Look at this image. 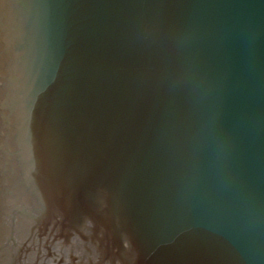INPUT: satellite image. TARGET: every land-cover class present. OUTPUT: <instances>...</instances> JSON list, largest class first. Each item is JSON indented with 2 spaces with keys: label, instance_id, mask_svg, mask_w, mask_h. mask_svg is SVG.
Instances as JSON below:
<instances>
[{
  "label": "water",
  "instance_id": "1",
  "mask_svg": "<svg viewBox=\"0 0 264 264\" xmlns=\"http://www.w3.org/2000/svg\"><path fill=\"white\" fill-rule=\"evenodd\" d=\"M0 264H264V0H0Z\"/></svg>",
  "mask_w": 264,
  "mask_h": 264
}]
</instances>
